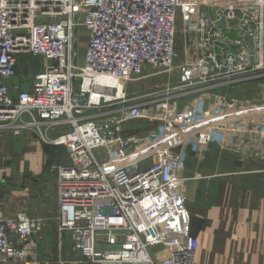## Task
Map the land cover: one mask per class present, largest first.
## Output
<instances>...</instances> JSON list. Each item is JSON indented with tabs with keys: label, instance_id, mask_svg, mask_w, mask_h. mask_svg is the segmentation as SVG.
Returning a JSON list of instances; mask_svg holds the SVG:
<instances>
[{
	"label": "built area",
	"instance_id": "2783aa9c",
	"mask_svg": "<svg viewBox=\"0 0 264 264\" xmlns=\"http://www.w3.org/2000/svg\"><path fill=\"white\" fill-rule=\"evenodd\" d=\"M178 20L193 51L186 75L215 69L221 82L200 91L206 102L187 108L169 100L130 103L125 82L147 67L171 68ZM76 27L87 32L79 65ZM231 30L237 40L224 37ZM17 56L38 58L41 67L32 90L12 96ZM261 70L264 0H0V131L34 130L66 150L68 164L50 169L59 229L70 232L74 252L94 263L195 264L194 242L173 237L188 224L177 145L197 153L214 145L264 162V106L230 94L236 77ZM140 120L159 124L144 140L147 160L131 158L125 166L98 160V149L138 143L121 133ZM38 230L26 213L7 218L0 208V264L25 258Z\"/></svg>",
	"mask_w": 264,
	"mask_h": 264
},
{
	"label": "crops",
	"instance_id": "0c3cea01",
	"mask_svg": "<svg viewBox=\"0 0 264 264\" xmlns=\"http://www.w3.org/2000/svg\"><path fill=\"white\" fill-rule=\"evenodd\" d=\"M36 66L40 69L41 63ZM10 135L1 134L0 150L7 146L24 158L0 174V208L7 218L26 213L39 223L28 255L12 264H98L74 252L70 232L59 229L56 176L49 170L43 175L50 153L64 157L59 165L68 164L66 150L43 147L34 130H25L18 138ZM192 149L177 145L183 160L181 193L188 236L197 250L195 264H264V165L212 146L201 154Z\"/></svg>",
	"mask_w": 264,
	"mask_h": 264
},
{
	"label": "rangeland",
	"instance_id": "374dc122",
	"mask_svg": "<svg viewBox=\"0 0 264 264\" xmlns=\"http://www.w3.org/2000/svg\"><path fill=\"white\" fill-rule=\"evenodd\" d=\"M191 41V45H193V36H191ZM86 44V30L82 27H76L75 38L73 42L74 56H72L74 62H76V64L78 65L82 62ZM198 53L200 55L201 52ZM192 55L193 51L189 49L188 42H184L183 40L182 27L180 21L178 20L175 37V58L171 68L167 72H157L152 70V68L147 67L142 71L140 75L134 77L128 82H125L122 87L126 99H130L129 102L133 104L148 103L155 100H169L171 101V104L173 102H176L177 106L181 108H187L191 106L196 101V99H200L201 101L206 102L204 99L205 97L199 96L201 95L200 91L205 87L221 82L220 80H218L221 77H219V75L216 76L217 72L215 69L210 70L208 75L197 74L196 76H194L191 72L189 73V76L186 75L191 67L188 68L185 65H189V63L191 62L190 57ZM37 63H41V60L38 58L32 59L31 56H17L15 76L9 82V90L12 96H16L20 91L32 90V77L37 70ZM183 68L185 69V72L182 71ZM240 78L241 80L233 87V91L230 90L232 92L230 94L251 102L259 103L264 106V70H261L260 72L250 71L236 77L235 79ZM158 126V123L147 122L146 120L135 121L125 125L123 127L121 136L123 138L134 137L136 140H138V143L133 145L128 150H123L116 145L108 146L106 147V149L101 148L103 149L101 152H99L98 149L96 151V155L98 154V160L107 163L115 159L123 166L129 164V162L132 163L131 158L138 159L139 161L147 160L148 152L145 149L144 140L151 137L155 133V130ZM5 132H9L11 134L10 136H12L13 138L19 137L14 136L12 131H0V136ZM36 139L37 142H39L43 147H51L50 144L45 143L41 139ZM211 146L217 148L214 145ZM192 150L193 153H197L195 148H193ZM57 154V152H53L48 155V160L46 164H44L45 169L43 175H49L51 173V167L58 166L64 160V157L60 158ZM23 156L24 155H22L21 153L19 154L17 151L9 152L7 146L4 150L1 149L0 174H3L4 169L13 164L15 160L18 162L19 159L24 158ZM245 160H251L252 163H256L257 165H264V163L250 158H245ZM47 170H49V174ZM135 171L136 169L134 170V172ZM33 179V177H27V181L32 182ZM53 181L54 179L52 178V182ZM52 182L51 184H54V182ZM188 224L185 230L173 233V237H175L176 241H178L182 245H185L187 242H191L188 236ZM184 231H187V236ZM30 242L31 238L29 239L28 244H30Z\"/></svg>",
	"mask_w": 264,
	"mask_h": 264
},
{
	"label": "water",
	"instance_id": "95a60500",
	"mask_svg": "<svg viewBox=\"0 0 264 264\" xmlns=\"http://www.w3.org/2000/svg\"><path fill=\"white\" fill-rule=\"evenodd\" d=\"M224 37L230 39V40H237L238 37L236 35V31L235 30H231L229 33H224ZM246 39L250 40V37H246Z\"/></svg>",
	"mask_w": 264,
	"mask_h": 264
},
{
	"label": "bare ground",
	"instance_id": "6f19581e",
	"mask_svg": "<svg viewBox=\"0 0 264 264\" xmlns=\"http://www.w3.org/2000/svg\"><path fill=\"white\" fill-rule=\"evenodd\" d=\"M103 82L106 83L108 86H117L119 89L121 88V86L114 80H107Z\"/></svg>",
	"mask_w": 264,
	"mask_h": 264
}]
</instances>
